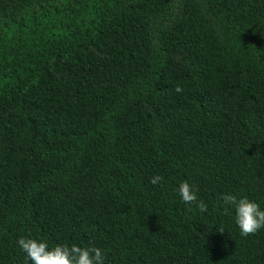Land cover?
Segmentation results:
<instances>
[{"label": "trees", "instance_id": "1", "mask_svg": "<svg viewBox=\"0 0 264 264\" xmlns=\"http://www.w3.org/2000/svg\"><path fill=\"white\" fill-rule=\"evenodd\" d=\"M225 194L264 210V0H0V264H264Z\"/></svg>", "mask_w": 264, "mask_h": 264}, {"label": "clouds", "instance_id": "2", "mask_svg": "<svg viewBox=\"0 0 264 264\" xmlns=\"http://www.w3.org/2000/svg\"><path fill=\"white\" fill-rule=\"evenodd\" d=\"M176 91H182L177 87ZM163 177L157 175L151 179L153 185L158 184ZM181 199L184 203L196 207L201 212L207 211V205L203 200L198 201L196 192L191 184L187 181L180 183L178 188ZM225 206L231 205L235 209L236 224L238 225L241 235L249 236L256 234L264 228V210L260 205L247 197L237 199L235 195L225 194L222 197ZM18 245L31 261V264H104V252L95 246L80 247L75 244L56 245L49 249L45 242L33 238L21 237Z\"/></svg>", "mask_w": 264, "mask_h": 264}]
</instances>
